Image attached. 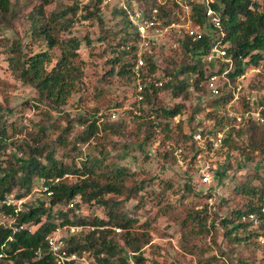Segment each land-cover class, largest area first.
<instances>
[{"label": "trees", "instance_id": "16d2710c", "mask_svg": "<svg viewBox=\"0 0 264 264\" xmlns=\"http://www.w3.org/2000/svg\"><path fill=\"white\" fill-rule=\"evenodd\" d=\"M68 2L55 4L54 0H42L35 6L28 14L31 31L26 42L22 39L10 41L7 37L0 40L8 47L9 67L15 78L36 93L35 97L23 101L16 112L8 106L10 98L2 92L0 200L10 194L17 199H29L39 183H42L46 198L38 203L27 202L18 213L15 207L3 209L7 215L16 218L17 225L36 228L33 233L27 229L14 235V241L5 249L9 255L6 264H57L46 239L65 227L80 229L77 235L64 238L69 252L92 256L95 264H130V259L135 264H169L167 256H163L161 263L150 261L144 252L149 247L154 256L162 257L163 249L154 243L152 236L153 227L161 218L179 226L181 256H190L197 264L219 262L220 258L208 254L213 248L221 251L220 230H223V241L228 249L222 256H235L236 264H264V257L257 262V253L263 251L264 255V125L250 120L246 124L238 123L236 118L221 111L233 100V93L227 95L226 90L222 97L213 98L207 90L210 77L225 74L232 85H236L237 79L248 68L259 67L264 60V0H217L213 7L221 12V28L208 26V34L195 40L173 38L160 47L169 50L166 65L162 67L155 56L146 57V66L139 71V77L134 72L140 49L139 36L125 11L113 6L111 13L121 19L122 28L115 34L120 38L119 42L111 47V70L107 73V81L114 78L120 83L134 85L139 100L133 106L141 113L135 115L140 121L137 131L128 133L126 122L111 123L105 119L108 109L113 106L101 91L94 99L104 101L102 106L90 111L86 108L82 115L72 117L60 109L74 93L84 89L85 62L79 51L83 41L89 46L92 44L89 36L79 39L64 36V33H69L79 20L105 26L102 0H90L83 7L79 0ZM16 4L11 0H0V34L11 27L13 5ZM53 4L55 8L49 10ZM105 7L110 9V6ZM162 10L171 21L172 10ZM194 13V24L204 27L207 23L204 8L195 6ZM175 44L176 49L173 48ZM216 45L224 48L229 63L220 60L202 62ZM35 46L39 47L37 52L32 51ZM57 50L60 55H56ZM178 53L184 56L181 62H178ZM174 54L178 58H174ZM213 63L217 64V69ZM258 77L263 82L252 87L264 89V74ZM137 81L141 92H136ZM3 83L12 89L7 82ZM3 83L0 82L2 88ZM163 93L184 102L170 105L161 99ZM187 101L191 102V107ZM261 103L264 106V99ZM41 104H47L61 114L56 117L51 111L40 108ZM34 107L38 120L26 118V111ZM208 109L211 111L206 114V120L213 121L212 126L198 122V128L193 127L189 134L185 133L183 122L172 127V121L181 115L189 112V121L193 124L196 117ZM200 128H203V135L213 136L228 129L223 147L216 152L217 157L227 156L226 168L230 166L229 155L233 152L243 155L248 152L252 157L258 152L263 157L255 172L236 185L228 197L222 198L219 207L226 208L228 215H224L219 226L216 224L219 213L212 212L208 203L202 206L194 200L204 197L202 190L195 191L194 177L190 174L198 155L205 151L194 139ZM127 135L137 139L144 135L140 145L142 151L145 145L160 139L157 155L163 160L162 169L168 171L169 166L178 161L175 150L167 147L168 142H174L176 150H182L183 160L188 162L190 159L185 176L177 173L176 177L159 179L142 167L134 171L131 166L122 164L121 160L126 159L127 154H113V149L118 146L113 138L125 139ZM244 137L248 141L246 145L241 142ZM206 146V150L212 151L213 143L208 141ZM149 157L146 155L145 160ZM221 174L218 172L219 184L224 180ZM206 197L208 200L212 195ZM78 198L81 204L103 209L106 218L79 216L80 203L74 204V209L69 208ZM131 201L137 204L133 210H128L126 203ZM65 207L70 210L65 211ZM142 211L146 216L144 222L139 217ZM84 228L90 231L85 233ZM11 235L10 229L0 228V247ZM38 250L43 254L40 260L36 259ZM171 264L181 262L177 258Z\"/></svg>", "mask_w": 264, "mask_h": 264}, {"label": "rangeland", "instance_id": "374dc122", "mask_svg": "<svg viewBox=\"0 0 264 264\" xmlns=\"http://www.w3.org/2000/svg\"><path fill=\"white\" fill-rule=\"evenodd\" d=\"M13 4H16V2H19V5H13V16H12V22L11 27L7 28V30L4 31V33L0 34V40L2 38H9L10 41L15 39H22L24 42H26L27 36H29L31 31V25L28 21V14L32 11V9L35 6H39L42 3V0H11ZM55 4L62 2V3H69L68 0H54ZM129 7H133L134 4L132 0H126ZM90 0H79V4L81 7L88 5ZM55 4H53L52 7L49 8V10H53L55 8ZM111 8L108 9L107 7L101 6V9L103 11L102 17L104 19V27H100L97 22L94 24L90 23V21L82 20L77 21L71 28V31L69 33H64V36H75L79 39H84L86 36H89L90 41L92 42L91 46H89L85 41H83L81 49L79 51V54L81 55L82 59L85 62V79H84V89L83 91L76 92L72 95L70 100L68 101L67 105L64 107H61L60 109L65 111L66 113H69L72 117H77L78 115H82L87 111H90V109L95 108L97 106H102V103L104 101H100L99 99H94L95 94L98 91L103 92L104 95L108 96L107 101H112V109H108V115H106L105 119L109 120L111 123H115L118 121H124L126 122L128 126L127 133L131 130H136L139 120L135 119V115L140 116L141 113H139L138 109L133 106L134 103L139 100L137 97V94L135 93L134 85L124 84L117 81V79L109 78L108 80V72L111 70V64L109 63V60L112 58V52L111 47L115 46L119 42V37L116 38L115 34L119 32V30L122 28V21L121 19L115 17L111 13ZM206 30V29H205ZM206 32H209L207 29ZM104 38V40H103ZM11 43V42H10ZM174 49L177 48L173 46ZM39 49L38 46H35L32 51L37 52ZM8 47L5 46L0 41V82H7L12 86V89H8L6 83L4 84V88H2V85H0V100L3 102L2 92L5 91L7 96L10 98L8 106L10 108H13L16 110V112H19V107L25 100H29L36 96V93L27 86H24L20 81H18L12 71L9 67V55H8ZM169 50L167 49H161L157 48L156 50V58L158 59V63H162L161 66L164 67L167 63V60L170 58ZM179 54V53H178ZM56 55H60V52L57 50ZM179 56V58H178ZM173 55L174 58H178V62H181L184 60V56L179 55ZM166 60H165V59ZM164 61V62H163ZM191 63V61H190ZM212 66L214 68H218L216 63H213ZM253 67L248 68L246 71L247 75L245 79L243 80L242 85H244L247 88H242V90L239 92L240 98L237 101V103L233 106L231 109L233 112H237L239 114L245 113L250 109V104L254 103V110H257L260 106H262V100L264 99V89H254L252 86L256 85L260 81L263 82V80L259 79V75L264 74L262 71L259 73L253 72ZM245 73V74H246ZM138 76V75H137ZM140 76V73H139ZM138 76V77H139ZM138 84V88L136 92H140L141 85L139 81L136 82ZM237 84V81H236ZM236 85H232V88H230L227 91V95L233 92V88H235ZM201 94V93H199ZM195 97V96H194ZM161 99L165 102H169L170 105H174L175 103L184 102L182 99L173 100L169 93H163L161 95ZM100 101V102H98ZM117 104H122V107H117ZM186 104L188 107H191V102L187 101ZM40 108L43 110L51 111L52 114H54L56 117H58L60 114L58 111L53 110L51 107H49L47 104H41ZM59 109V110H60ZM211 110H205L200 115L196 117V121L192 124L189 121L190 113L187 112L180 117L176 118V120L172 121V127L180 124L183 122L184 124V131L185 133L189 134L191 133L193 127H197L196 124L198 122H206L205 124L207 126H212L214 123L211 120H206V114ZM224 112L229 114V111L227 108H223ZM37 109L35 107L32 110L26 111V118L28 119H34L38 120V115H36ZM221 113V114H222ZM248 120L255 121V117L245 118V123H248ZM259 125H262L260 123H257ZM238 126V125H237ZM198 128V127H197ZM176 130V127L174 128V131ZM228 129L223 131L225 134ZM137 131V130H136ZM113 138V137H112ZM160 138V136H159ZM144 135L140 136L139 139L137 138H131L128 135L123 138H113V142L116 143L118 146L113 149V154H127L126 159L121 160L122 164L131 166V168L135 171L137 168L142 167L143 169L147 170L151 173L153 176L161 178H171L176 177L177 173L180 176H185V172L188 170L189 165L187 164L190 159H188V162H185L181 156V149L176 150V145L174 142H168L167 147L174 149L175 157L177 158V163L175 165L169 166L170 171L162 169L163 167V160L159 155H157V150L161 142L160 139H158L155 143H150L144 146V151L141 150L140 145L143 142ZM241 142L246 145L248 143L247 139L244 137ZM128 145V148H125L124 146ZM198 146H202L198 144ZM82 148H86L85 146L81 145ZM205 151H208L205 149ZM204 151V152H205ZM211 153V151H209ZM150 155L149 159L145 160L146 155ZM207 158L213 161L216 165L219 166V169L213 173L214 180L212 184H206L203 183L202 180L198 176V170H197V163L195 161V168L192 169L191 175L194 177V180L192 183L195 185L194 189L197 192H200L201 190L204 192L201 199H194L195 202H201L202 206L203 204L208 203V206L212 212L219 213L218 220L216 224L221 223V220L224 219V215L227 213L226 208L219 207L222 198L228 197L233 190V188L238 185L239 183L243 182L244 179L250 174L255 172V168L260 165L261 161L263 160V157L258 155V152H254V157L252 155L248 154V152L243 155L239 152H233L229 155V164L227 168L225 167V162L227 159V156L224 157H217L216 155L213 157V155H208L207 152ZM228 157V158H229ZM137 158V162H135V159ZM197 160V159H196ZM167 171V172H166ZM218 172H221L222 176L224 177L223 183L219 184L220 176L218 177ZM187 178V177H185ZM216 179V180H215ZM211 194L212 197L208 198L207 195ZM206 197V198H205ZM42 199H46L44 194L42 193V183H39V186L35 188V193L30 198L28 202L32 203H38ZM203 202V203H202ZM80 203L79 198L76 199L73 202L74 204ZM137 203L134 201H131L129 203H126V208L128 210H133ZM72 207V208H71ZM69 207L70 209H74L75 206ZM21 209L22 206H21ZM65 211H69L68 207L64 208ZM149 210V207H148ZM77 214L82 217H89L91 215H97L101 218H106L105 212L103 209L100 208H94V207H88L85 204L80 203V208L77 209ZM228 213L226 214V216ZM141 218V222H144L146 220L145 211H142L139 215ZM58 224V222H57ZM33 230L35 231L36 228L34 227ZM85 233H88L90 231L89 228H84ZM117 232H120L117 230ZM62 235H66V237L71 236V232L67 231L65 233V229L61 231ZM78 234V233H77ZM75 234V235H77ZM80 234V233H79ZM74 236V235H73ZM152 236L154 239V243L161 246L163 249L162 257L161 256H154L151 253V249L147 247L145 249V255L147 258H149L150 261L156 260L158 262H164V257L167 256L169 260V264L172 262H175L178 258L181 262V264H197L196 260L190 256L183 257L180 253V247H179V241H180V235H179V226L176 224L168 221L165 218H161L157 225L153 227L152 230ZM264 241V240H263ZM219 245L221 246V251L217 248H213L208 256H217L220 258L219 262L216 264H236V258L233 256L232 258H228L226 256H222L223 253H227V243L223 241V230H220V236L218 239ZM264 245V242H263ZM263 251L257 253V262H261L263 259ZM92 256H89V259H92ZM150 264V263H149Z\"/></svg>", "mask_w": 264, "mask_h": 264}, {"label": "built area", "instance_id": "2783aa9c", "mask_svg": "<svg viewBox=\"0 0 264 264\" xmlns=\"http://www.w3.org/2000/svg\"><path fill=\"white\" fill-rule=\"evenodd\" d=\"M134 6L131 8L128 6L126 0H102V5L105 6H119L126 13V18L129 20L131 26L135 29L139 36V52L137 53V63L134 68V72L139 76V71L146 66V57L156 58V50L161 46L167 44V42L173 41V38L183 40L185 37H191L194 40L199 38L202 34H208L206 30L208 26L215 28H221V12L217 11L213 6L217 0H143L141 3L137 0H132ZM195 6H202L206 15L207 23L204 27L201 25H195L193 21ZM171 9V21H168L169 17H166L162 8ZM206 29V30H205ZM177 45L175 44L174 47ZM215 60L222 62H230L225 58V50L222 46L216 45L210 53L202 59L203 63H209ZM253 72L264 73V60L259 67H253ZM247 73L240 76L237 79L236 87L233 88V100L226 105L229 111V116L237 119L238 123H244L245 118L255 117V121L264 125V106H260L257 110H254V103L250 104V109L247 114L233 112L231 109L239 100V92L245 86L242 85ZM228 84L227 88L225 85ZM159 85H162L159 83ZM232 88L231 81L223 76L214 75L207 80V90L211 97L220 98L223 96L226 90ZM247 88V87H245ZM142 90V88H140ZM140 90V92H141ZM223 109L221 108V111ZM200 132L194 135V139L197 144H200L202 149H206V143L210 141L213 143V149L211 153L205 151L208 155H216V152L221 150L225 139V133H218L217 135H203L201 132L203 128L199 129ZM202 152L198 155L196 163L198 176L203 183L212 184L214 180L213 173L219 169V166L208 159ZM29 199H17L14 194L7 195L4 199L0 200V228L10 229L12 235L9 237L8 242L0 247V264H6L5 259L9 257L5 249L10 246L9 242H13L14 235L26 231L34 232L32 226L29 225H17L16 218L12 215H7L4 208L15 207V212L22 211L24 205L27 204ZM74 206L73 202L69 207ZM72 208V207H71ZM65 229V233L70 231L71 236L79 232L77 227H65L59 228L57 232L46 239L49 252L54 256L57 264H95L94 258L89 259L87 254L79 255L78 253L69 252L67 243L65 241L66 235H62L61 231ZM264 239H262L263 241ZM104 255L102 254L101 257ZM43 257L41 250L36 252V259L40 260ZM130 264H135L133 259H130Z\"/></svg>", "mask_w": 264, "mask_h": 264}]
</instances>
